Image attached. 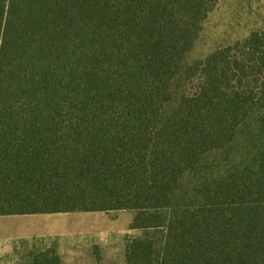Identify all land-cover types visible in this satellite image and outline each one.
<instances>
[{"label":"trees","instance_id":"16d2710c","mask_svg":"<svg viewBox=\"0 0 264 264\" xmlns=\"http://www.w3.org/2000/svg\"><path fill=\"white\" fill-rule=\"evenodd\" d=\"M218 1L0 0V216L133 211L127 264H264V30L190 61Z\"/></svg>","mask_w":264,"mask_h":264},{"label":"rangeland","instance_id":"374dc122","mask_svg":"<svg viewBox=\"0 0 264 264\" xmlns=\"http://www.w3.org/2000/svg\"><path fill=\"white\" fill-rule=\"evenodd\" d=\"M264 30V0H219L189 55L198 61ZM133 211L0 216V264L55 250L62 264H127L126 245L141 234Z\"/></svg>","mask_w":264,"mask_h":264}]
</instances>
